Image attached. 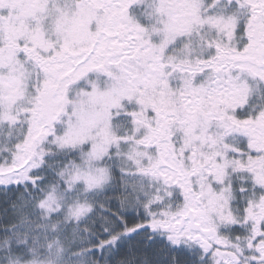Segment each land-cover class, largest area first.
Listing matches in <instances>:
<instances>
[{"label": "snow or ice", "instance_id": "1", "mask_svg": "<svg viewBox=\"0 0 264 264\" xmlns=\"http://www.w3.org/2000/svg\"><path fill=\"white\" fill-rule=\"evenodd\" d=\"M0 264H264V0H0Z\"/></svg>", "mask_w": 264, "mask_h": 264}]
</instances>
